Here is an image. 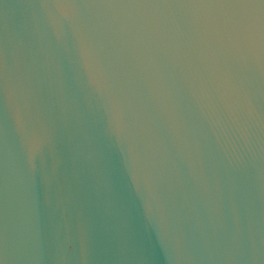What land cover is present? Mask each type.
Here are the masks:
<instances>
[{"label": "water", "instance_id": "95a60500", "mask_svg": "<svg viewBox=\"0 0 264 264\" xmlns=\"http://www.w3.org/2000/svg\"><path fill=\"white\" fill-rule=\"evenodd\" d=\"M0 264H264V0H0Z\"/></svg>", "mask_w": 264, "mask_h": 264}]
</instances>
